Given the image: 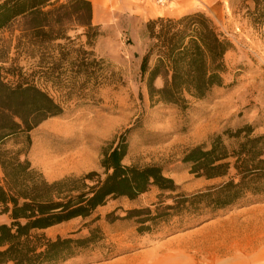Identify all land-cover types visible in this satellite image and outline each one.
Masks as SVG:
<instances>
[{"label":"trees","instance_id":"16d2710c","mask_svg":"<svg viewBox=\"0 0 264 264\" xmlns=\"http://www.w3.org/2000/svg\"><path fill=\"white\" fill-rule=\"evenodd\" d=\"M251 1L254 19L264 23V0ZM58 2L0 0V264H68L76 260L105 240L99 227L90 228L99 220H92L99 208L110 200L135 201L153 187L160 192L157 203L124 211L125 216L110 213L106 220L133 222L139 234H146L158 232L175 218L180 224L174 230H181L213 219L222 211L264 202V135L253 136L251 125L213 136L184 154L182 162L196 178L221 180L192 193L182 190L159 165H125L129 150L126 136L103 148L102 172L46 179L29 158L32 132L63 115L64 108L36 84L35 75L27 78L16 61L5 67L17 27L21 32L17 51L29 53L40 48L43 60L51 45L66 41L59 62L72 69L69 79L82 78V91L99 88L105 71L104 60L93 51L99 33L93 25L91 1L69 0L57 7ZM67 22L83 28L87 39L77 58L71 55L74 51ZM146 34L150 46L140 73L147 80L152 101L185 110L192 101H205L215 89L224 87L225 55L232 46L205 14L151 20ZM50 70L59 71L53 66L36 74L51 82ZM158 79L163 83L156 88ZM12 143L14 148L9 149ZM75 219L83 220L87 236H80L82 230L67 236L46 234L48 229Z\"/></svg>","mask_w":264,"mask_h":264},{"label":"rangeland","instance_id":"374dc122","mask_svg":"<svg viewBox=\"0 0 264 264\" xmlns=\"http://www.w3.org/2000/svg\"><path fill=\"white\" fill-rule=\"evenodd\" d=\"M67 1L59 0L57 7ZM89 1L92 6L97 2ZM98 2L100 23L93 25L98 28L99 37L93 51L105 62L99 88L82 91V78L67 77L72 69L59 62L66 41L51 45L47 59L43 60L44 51L40 48L34 47L29 53L17 51L19 26L15 32L17 38L5 67L16 61L27 78L31 80L35 75L36 84L64 108L63 115L49 119L32 134L34 167L49 181L102 172L103 148L126 136L129 150L125 165H159L167 177L188 193L220 183L221 180L196 178L182 158L189 149L208 143L213 136L235 132L244 125L254 128L253 136L264 135V23L252 15L254 3L251 0ZM193 13L209 17L232 47L225 55L224 87L215 89L205 101H192L183 110L156 99L152 101L140 66L150 46L147 23L160 17L177 19ZM67 23L74 51L71 55L77 58L87 39L83 28L74 22ZM53 66L59 71L50 70L51 82L36 74ZM162 83L161 79L156 80L155 87H161ZM82 124L87 125V130H80ZM7 147L13 149L14 145ZM159 195V190L153 187L135 201H108L92 217L99 220L90 225L99 227L105 240L68 264H264V202L222 211L213 219L181 230H174L180 224L175 218L158 232L146 234H139L133 222L106 220L113 212L125 216L124 211L150 207L159 201ZM188 222L185 221L187 225ZM82 227L83 220L75 219L46 234L67 236ZM87 235V229L80 233Z\"/></svg>","mask_w":264,"mask_h":264},{"label":"crops","instance_id":"0c3cea01","mask_svg":"<svg viewBox=\"0 0 264 264\" xmlns=\"http://www.w3.org/2000/svg\"><path fill=\"white\" fill-rule=\"evenodd\" d=\"M97 3H99L98 2V0H97V2L96 3H94L93 4V18H92V21H93V23H96V24H99L100 23V18H99V16H98V14H97V10H98V7H97ZM96 5V6H95ZM48 121V120H47ZM47 121H45V122H47ZM44 122V123H45ZM44 123H42L37 129H35L33 132H32V134L36 131V130H38ZM32 141H33V145H32V148H31V151H30V154H29V158H30V160H31V156H32V153H33V149L35 148V143H34V137L32 136ZM31 162H32V160H31ZM32 165H33V163H32ZM34 166V165H33ZM36 168V167H35ZM37 169V168H36ZM42 173V172H41ZM43 174V173H42ZM0 175H1V168H0ZM56 180H58V179H56ZM53 181H55V180H53ZM73 221V220H72ZM69 222H71V221H69ZM68 223V222H67ZM63 224H65V223H63ZM62 225V224H61ZM59 226V225H58ZM55 227H57V226H55ZM55 227H52V228H50V229H53V228H55ZM50 229H48V230H50ZM47 230V231H48ZM46 231V232H47Z\"/></svg>","mask_w":264,"mask_h":264},{"label":"bare ground","instance_id":"6f19581e","mask_svg":"<svg viewBox=\"0 0 264 264\" xmlns=\"http://www.w3.org/2000/svg\"><path fill=\"white\" fill-rule=\"evenodd\" d=\"M167 3V2H166ZM81 131H85L87 130V125L86 124H82V128L80 129Z\"/></svg>","mask_w":264,"mask_h":264},{"label":"built area","instance_id":"2783aa9c","mask_svg":"<svg viewBox=\"0 0 264 264\" xmlns=\"http://www.w3.org/2000/svg\"><path fill=\"white\" fill-rule=\"evenodd\" d=\"M159 3L165 4L166 3V0H159Z\"/></svg>","mask_w":264,"mask_h":264}]
</instances>
